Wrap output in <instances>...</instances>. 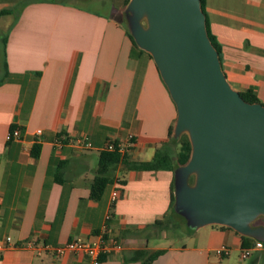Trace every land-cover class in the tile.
<instances>
[{"label":"crops","instance_id":"crops-1","mask_svg":"<svg viewBox=\"0 0 264 264\" xmlns=\"http://www.w3.org/2000/svg\"><path fill=\"white\" fill-rule=\"evenodd\" d=\"M23 1L0 0V12L11 11L0 13V239L13 238L0 264H91L82 252L37 255L30 242L56 247L72 238L96 242L102 233L121 247L101 264H142L134 257L141 249L161 250L151 264H264L260 239L247 238L244 247L242 233L227 225L165 233L172 170L119 164L100 197L92 196L107 141L133 135L128 157L153 160L176 124V103L151 53L117 18L122 0ZM203 7L228 81L264 103V0H205ZM13 126L21 134L9 140ZM222 246L228 254H217Z\"/></svg>","mask_w":264,"mask_h":264},{"label":"water","instance_id":"water-1","mask_svg":"<svg viewBox=\"0 0 264 264\" xmlns=\"http://www.w3.org/2000/svg\"><path fill=\"white\" fill-rule=\"evenodd\" d=\"M127 11L176 103L175 135L192 144L175 171L176 206L193 227L227 225L264 241V225H253L264 216V103L228 81L201 0H130Z\"/></svg>","mask_w":264,"mask_h":264},{"label":"trees","instance_id":"trees-1","mask_svg":"<svg viewBox=\"0 0 264 264\" xmlns=\"http://www.w3.org/2000/svg\"><path fill=\"white\" fill-rule=\"evenodd\" d=\"M34 0H25L21 3V7L25 5L26 3H29ZM130 0L126 1V4L129 3ZM202 1V7L204 4L205 0ZM204 10V7H203ZM10 9H3L0 13L1 14H6L10 13ZM128 12V11H127ZM129 13V12H128ZM207 29L209 36L213 42V44L216 46L218 51H220V48L218 44L214 41L211 31L209 28V24L207 21ZM127 32L129 36L131 37L133 43L138 46L136 43L134 36L131 34L129 28L127 27ZM242 96L250 102H257L260 101L259 97L253 92V90L248 89L246 91L241 92ZM169 140H173L175 142L180 143V150L176 153L172 150V148L169 146V141L165 144H163L161 147H159L155 153V156L153 160L151 161H132L127 154L122 155L121 153L117 151H102L100 155V162L97 170V175L94 179L93 185H92V190L91 194L93 197H100V195L103 193L105 187L107 184L112 182L113 177L111 175L110 170L115 169L119 164H123L125 167L129 169H140V170H146V169H167V170H172L176 171V169L181 166L186 164L192 153V144L189 138L188 133H184L177 137L175 135V126L171 127L170 133H169ZM34 154L35 156L38 154V145L35 146L34 148ZM61 171L59 170V176H57V179L59 181H62V176H61ZM175 186V179H174V185ZM176 198L175 194L172 196V202H171V209H173L175 212H181L178 207L176 206ZM182 213V212H181ZM183 214V213H182ZM184 215V214H183ZM185 216V215H184ZM186 217V216H185ZM187 219V217H186ZM188 220V219H187ZM189 223V222H188ZM253 225L258 226V225H264V216L258 217ZM225 226V225H221ZM189 228L193 229L194 227L189 224ZM243 238V246H246V239L247 238H252V239H258V238H253L249 237L246 235L242 234ZM262 240V239H260ZM161 250H155V251H149V250H138L135 252V258L136 259H143L142 264H151L153 260H155Z\"/></svg>","mask_w":264,"mask_h":264},{"label":"built area","instance_id":"built-area-1","mask_svg":"<svg viewBox=\"0 0 264 264\" xmlns=\"http://www.w3.org/2000/svg\"><path fill=\"white\" fill-rule=\"evenodd\" d=\"M42 129H38L37 133L40 134ZM21 134V129L18 126H13L8 135L7 139L19 138ZM70 142L76 143L83 147H91L92 144L90 141L84 140L82 138H70ZM133 135H129L127 141H115L109 140L101 149L102 151H117L122 155H125L129 152L133 146ZM121 194L118 189H114L111 194L112 202H116L120 198ZM110 213L107 215V218H110ZM106 226V225H105ZM105 232V231H104ZM13 238L11 236H6L5 238L0 239V251L4 250L9 245H12ZM30 245L35 248L37 255H42L46 251L53 250L57 255H62L67 251L82 252L91 258V264H101L102 256L107 255L111 249L114 247L120 248L121 244L113 241L112 244L107 242V239L104 236V233L101 234L100 238L96 242L84 241L78 238H72L69 241L57 245L56 247H51L49 244H36L35 242H30ZM255 248H264V241L258 240L255 244ZM217 254L225 255L229 253V248L227 246H222L216 250ZM250 254V250H245L243 256L247 257Z\"/></svg>","mask_w":264,"mask_h":264},{"label":"rangeland","instance_id":"rangeland-1","mask_svg":"<svg viewBox=\"0 0 264 264\" xmlns=\"http://www.w3.org/2000/svg\"><path fill=\"white\" fill-rule=\"evenodd\" d=\"M126 1L127 0H122L121 4L116 9V16H117V18H119L124 23V25L126 27L129 28V16H130V13L127 12L128 4H126ZM85 4H86V6L88 8H91V9L98 8L97 6H95L93 4H87V3H85ZM143 23H146V20H143ZM184 133H187V132H184ZM184 133H182V134H184ZM169 146L176 153L180 150V143L179 142H175L173 140H169ZM195 178H196L195 174H192L190 176L189 181H190L191 184H193L195 182ZM167 217H168L167 218V222L168 223H167V226L165 228L166 229L165 233L172 234L174 236V238H177V237H175V234H178L179 232L182 233L183 231L189 229L188 220L186 219V217L181 212H175L172 209ZM175 227H179L181 229V231L180 230H176Z\"/></svg>","mask_w":264,"mask_h":264}]
</instances>
